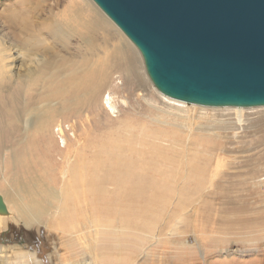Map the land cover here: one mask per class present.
<instances>
[{
    "label": "rangeland",
    "instance_id": "1",
    "mask_svg": "<svg viewBox=\"0 0 264 264\" xmlns=\"http://www.w3.org/2000/svg\"><path fill=\"white\" fill-rule=\"evenodd\" d=\"M99 15L109 21L108 33L96 23ZM22 17L28 23L23 24ZM54 23L72 30L69 48L46 33L45 27ZM89 28L101 49L104 39L133 43L94 0H0V64L11 63L9 71L0 69V192L11 202L29 207L35 221L30 229L14 224L0 234V245L6 250L0 264H18L21 250L35 254L30 264H264V206L256 194L246 199L241 188L197 184L189 178L194 166L217 146L222 148L217 151L220 159L228 163L256 153V142L264 135V106L237 109L171 98L154 85L134 43L146 87L131 85L123 71L112 68L99 101L90 102L86 82L100 73L104 62L100 52L92 66H75L78 96L67 97L69 70L79 60L78 50L85 47L81 39L90 36ZM19 39L44 42L39 50H22L21 55ZM62 63L66 68L59 67ZM52 82V102L43 103L44 96L48 98L45 84ZM61 96L67 97V104L58 99ZM108 96L112 109L105 104ZM33 100L41 110L50 107L41 117L51 116V140H45L37 128ZM84 100H88L86 105ZM26 109L33 111L25 114ZM97 133L109 134L118 143L129 139L132 151L137 152L132 157L144 165L148 184L134 188L128 226L122 218L104 217L101 212L102 217L92 216L99 233L96 242L94 232L81 225L77 233L66 231L67 243L61 245L46 226L52 221L50 215L61 213L72 196L61 174L67 169L63 157L72 159L86 138ZM115 147L123 149L124 145ZM75 160L71 170L82 172ZM42 167L49 169V178L41 176ZM112 189L109 186L107 191ZM37 213L42 216L38 220L34 218ZM111 234H118L121 244L114 243L108 237Z\"/></svg>",
    "mask_w": 264,
    "mask_h": 264
},
{
    "label": "bare ground",
    "instance_id": "2",
    "mask_svg": "<svg viewBox=\"0 0 264 264\" xmlns=\"http://www.w3.org/2000/svg\"><path fill=\"white\" fill-rule=\"evenodd\" d=\"M22 22L23 24L28 23L24 17H22ZM90 23L91 21L88 19L86 24L89 25ZM96 23L106 31V26L108 27L107 24H109V21L104 18L103 15H99V19ZM45 30L47 34L54 38L53 40L55 42L69 48L67 39H69L68 34L72 33V30H66L61 23H54L52 26L48 25L45 27ZM88 34L90 36L86 35L84 39H81L85 47L83 50H78L79 60L74 61L73 67L71 66L69 70L68 87L65 90L67 97L78 96L80 86L76 81L75 66L78 63L92 66L94 58L99 57L100 52L104 53V62L100 73L90 79L89 82H86V88L91 91L90 102L97 103L99 101L100 92L107 86L110 78V70L112 68L123 71L126 81H129L131 85L138 87L147 86V78L145 72H143L142 63H140L141 59L133 43L130 44L126 39H104L103 49H101L97 43L95 32L90 29ZM19 41L21 47L18 50V54L24 55L22 50L28 53L33 49L39 50L44 39H19ZM110 46H112V48ZM2 52L4 53L2 54L3 60L5 57V50ZM31 55L35 56L34 53ZM62 60L68 61L64 57H62ZM96 61L98 60L96 59ZM10 64V62H2L0 64V69L7 72L9 71L7 67ZM59 67L66 68L63 63ZM52 84L55 83L45 84V95H47L48 98L44 96L43 103L52 102L50 98V87ZM58 88L59 84H57L56 89ZM67 97L61 96L58 99L67 104ZM31 102H33L31 103L34 107L33 110L36 111L35 117L37 118L36 123L38 130L45 137V140H51V116L48 115L44 119L41 117L44 112L50 111V107L41 110L38 101L33 100ZM87 102L88 100H84L85 105ZM105 104L108 108H113V101L110 96L106 99ZM80 107L79 105V108ZM79 108H77V110H79ZM237 109H241V107L238 106ZM33 110L26 109L25 114ZM25 122L27 123V127L29 124V117L25 118ZM127 126H130L129 123H127ZM58 128L61 129L60 126ZM125 140L127 141L126 143H118L114 137L109 136V134L108 136H104V134L101 133L88 136L84 141L83 149L78 150L72 157V159L76 158L75 161H78L82 172H79V168L78 171L71 170L74 166L72 159H68L69 157L67 155L63 157L64 161L67 163V169L65 173L61 172V174L64 181L67 180L71 188L72 196L67 193L71 196V199H67L69 205L65 206L61 213L50 215L52 221L46 226V229L54 241L59 239L61 240L60 244L64 245L67 243L63 239L66 231L70 232L72 230V233H77L80 231L79 227L82 225L94 232L93 240L96 242L99 233L96 225L92 221V216L98 214L102 217L101 212L104 213V217L122 218L128 226L129 220L131 219L130 215H132L130 202L132 198L136 196V189L134 188L136 185L144 186L148 183L143 178L144 165L133 159L132 155L137 152L132 151L130 140ZM114 144H122L124 148L117 149ZM256 149V153L249 154L248 158L243 161H230L231 163H228L224 159H222L224 162L220 159V154L217 151H222V148L221 146H217L214 152L206 154L200 163L194 166L189 178L197 184H208L213 187L216 185L219 187L241 188L242 197L247 199L254 193L259 203L264 206V178H262L264 176V135L260 136L259 140L256 142ZM40 171L41 176L44 177L43 179L49 178L47 177L49 174V169L47 167H42ZM78 172L80 176L76 179ZM54 175L57 177L58 174ZM109 186L113 187L111 191H107ZM257 187L261 188V190L255 192L254 188ZM2 190L7 192L3 188ZM14 205L16 208H13ZM34 205L36 207V203H34ZM206 213L209 212L206 211ZM40 217L42 216L38 213L34 215V218L37 220L40 219ZM261 218L264 222V214ZM34 222L29 207L24 204H17L15 201L11 202L5 193L0 192V234L10 226L13 228L14 224H22L30 229ZM108 237L113 239L114 243L121 244L122 242L118 234H111L108 235ZM102 238L105 239V235L102 236ZM14 245L26 247V249L28 247V245L21 243H14ZM55 249L58 255H60V259L64 261L57 246H55ZM5 251L4 247L0 245V253L2 252L0 254V260L6 255ZM31 258L35 259V254L33 252L21 250V261L18 264H30Z\"/></svg>",
    "mask_w": 264,
    "mask_h": 264
},
{
    "label": "water",
    "instance_id": "3",
    "mask_svg": "<svg viewBox=\"0 0 264 264\" xmlns=\"http://www.w3.org/2000/svg\"><path fill=\"white\" fill-rule=\"evenodd\" d=\"M141 51L165 95L264 106V0H94Z\"/></svg>",
    "mask_w": 264,
    "mask_h": 264
}]
</instances>
